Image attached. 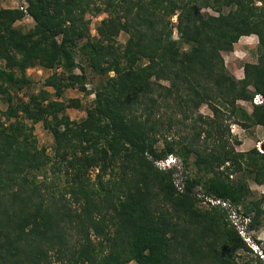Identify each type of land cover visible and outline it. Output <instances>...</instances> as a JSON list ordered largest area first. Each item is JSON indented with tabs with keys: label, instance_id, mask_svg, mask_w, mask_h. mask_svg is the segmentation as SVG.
<instances>
[{
	"label": "trees",
	"instance_id": "obj_1",
	"mask_svg": "<svg viewBox=\"0 0 264 264\" xmlns=\"http://www.w3.org/2000/svg\"><path fill=\"white\" fill-rule=\"evenodd\" d=\"M24 2L0 7V264H263L237 261L250 248L218 204L198 206L194 189L241 205L248 229L261 224L264 194L246 201L251 191L241 178L264 184V153L235 152L221 120L264 127V0ZM86 13L105 14L96 35ZM25 15L32 26L24 31L14 23ZM250 34L256 60L236 78L222 52ZM34 66L60 68L43 81L53 92L15 100L11 91L29 82L25 71ZM84 66L100 79L84 116L72 120L65 108L79 99L60 97L74 86L89 93ZM238 101H249L250 111ZM201 103L210 115H198L192 135L166 139ZM25 120L50 133L62 189H50V156ZM190 154L205 177L184 174L178 188L174 167L155 165L167 155L185 165ZM236 171L241 177L228 179Z\"/></svg>",
	"mask_w": 264,
	"mask_h": 264
},
{
	"label": "rangeland",
	"instance_id": "obj_2",
	"mask_svg": "<svg viewBox=\"0 0 264 264\" xmlns=\"http://www.w3.org/2000/svg\"><path fill=\"white\" fill-rule=\"evenodd\" d=\"M25 5L24 0H0V7H23ZM202 12H208L211 14H216V12L212 11L209 8H202ZM104 13H99L97 15H91L89 13L85 14L86 19H88V29L90 35H96L95 33V26L99 19L101 17H104ZM171 21L174 22L175 18L172 16ZM17 27H19L21 30H27L32 26V20L29 16L25 15L20 20L16 21L14 23ZM173 35H175L173 31ZM126 38L125 33L119 32V34L116 37L117 43H123ZM257 38L254 34L250 35H242L238 38L236 42L232 45V50L228 52H222V58L225 68L236 78L242 77V64L244 62H255L256 55H257ZM78 59V56H76V60ZM84 64V62H82ZM81 64V65H82ZM1 65V61H0ZM86 75H87V84L85 85L86 89L89 91V93H84L83 91L79 90L77 86L74 87H67L64 89L62 96L60 99L66 100L68 98H77L79 99V106L78 107H67L65 108V113L67 116L72 120H78L81 117L84 116V109L86 106L89 105V102L92 99L93 95V89L95 88L96 84L98 83L100 77L93 72H91L90 69H88L86 66ZM60 68H52V69H45L39 66H34L26 69L25 75L28 77L29 82L25 84L20 90H14L11 91V94L13 95V98L15 100H26L29 93H36L39 89H45L49 93H52L53 90L49 86H44L43 81L44 79L53 72H59ZM73 71L77 73L79 71V68L77 66L74 67ZM53 97V96H52ZM238 103L246 110L250 111V102L249 101H238ZM6 107V103L3 101V99L0 100V117H2V111H4ZM188 118L184 120V125H179V127H182V130L179 132H175L174 128L170 129L169 132H167V138L168 140H174L179 141L181 138L186 135L190 136L192 135L194 129H197L202 123L201 118L198 117V115H201V117H205L210 115V110L206 106V104L201 103L196 110H193L192 112H187ZM223 117L226 116L227 111L223 109ZM175 119L178 120L181 119V115L179 113L175 114ZM26 123L31 124L32 127V135L34 136L36 140L37 146H43L45 147V152L47 155L50 156V159L48 161V164L45 167V177L46 181L50 185V189H53L55 191L62 189L64 185V178L56 171V163L53 161L52 152H51V145H52V138L50 133L45 130L42 127L41 122L36 123H30L29 121L25 120ZM222 125H227V129L224 130V136L223 138L226 139V142L235 152H245L250 150L251 148H255L259 153L263 152L264 149L262 147V144H264V127L260 125L255 126H247L242 127L236 122H233V119L230 118L229 120H221ZM192 126V127H190ZM200 143L202 142V139L200 138ZM208 146H211L213 142H210L207 140ZM215 144V143H214ZM158 146L162 145L161 140L157 143ZM194 155L190 154L187 158V161L185 162V165L180 162V159L176 157L175 155H167L162 162H159L157 164V168L159 169H167L170 167H174L176 170V173L173 175V181L174 184L178 187H180L181 182L180 178L184 174H189L191 176L200 175L202 178L205 177L201 173V170H199L195 164L193 163ZM209 175V174H208ZM242 175L241 172L236 171L232 172L228 175V179L230 180H236L240 178ZM39 177H42L40 175ZM242 180H245L248 188L250 189L251 193L248 195L246 201L255 200L260 198L261 194H264V184H255L251 179L248 178H241ZM195 192H197V197L200 199L198 201L199 207H208L212 205V203H216V200L223 201L225 203V206H221L220 203L218 204L220 208L224 209L227 213V219L229 222L234 226V228L243 230L244 236H249V241L251 243L247 244L241 237L240 233L238 235L240 238L244 241L246 246L250 248L251 251H239L237 255V261L238 262H247L252 259H255V257H258L261 259L262 263L264 264V253L261 252L262 248H264V211L260 217L261 224L259 226L248 229L247 228V222L249 220L248 216H244L242 214V208L241 205H234L229 203L227 200L217 199L212 196H202V193L200 192L199 188L196 187L194 189ZM260 207H264V198L260 202ZM245 227V228H244ZM127 264H135L133 261H129Z\"/></svg>",
	"mask_w": 264,
	"mask_h": 264
},
{
	"label": "built area",
	"instance_id": "obj_3",
	"mask_svg": "<svg viewBox=\"0 0 264 264\" xmlns=\"http://www.w3.org/2000/svg\"><path fill=\"white\" fill-rule=\"evenodd\" d=\"M93 96V95H92ZM261 100H260V95L259 94H255L254 96H253V98H252V102L253 103H258V102H260ZM159 162H162V160H158L157 161V163L159 164ZM220 203V205L221 206H225V203L223 202V201H220L219 202V200H216V203H212V204H219ZM245 228V227H244ZM237 229L239 230V231H237L238 233H240V235H241V237H242V239L247 243V244H249V243H251V241H249V236H244L243 235V232L245 231V229L243 230V228L242 229H239L238 227H237Z\"/></svg>",
	"mask_w": 264,
	"mask_h": 264
},
{
	"label": "clouds",
	"instance_id": "obj_4",
	"mask_svg": "<svg viewBox=\"0 0 264 264\" xmlns=\"http://www.w3.org/2000/svg\"><path fill=\"white\" fill-rule=\"evenodd\" d=\"M162 160H164V159H162ZM157 161H158V160H157ZM157 161L155 162V165H156V166H157V164H158Z\"/></svg>",
	"mask_w": 264,
	"mask_h": 264
}]
</instances>
